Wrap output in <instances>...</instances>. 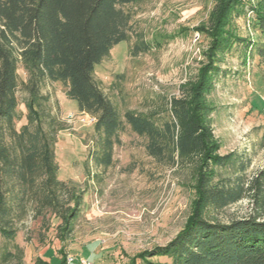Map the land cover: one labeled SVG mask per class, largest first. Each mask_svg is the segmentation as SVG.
<instances>
[{
	"label": "rangeland",
	"instance_id": "obj_1",
	"mask_svg": "<svg viewBox=\"0 0 264 264\" xmlns=\"http://www.w3.org/2000/svg\"><path fill=\"white\" fill-rule=\"evenodd\" d=\"M242 14L233 15V30L243 39L257 41L250 6L257 0H239ZM130 42L115 44L107 57L95 65L94 78L102 91L123 114L127 110L147 112L161 108L166 97L179 94L206 63L220 70L206 95L210 107L208 123L216 154H232L234 162L215 168L218 177L230 183L249 180L264 164V62L256 55L247 58L244 44L235 42L222 53L213 54L203 29L214 8V0H138L131 7ZM143 38L147 51L133 55L130 47ZM211 57V59H210ZM20 80L26 78L21 67ZM41 93L48 97L45 117H53L63 128L57 131L54 159L59 180L80 195L76 216L64 229L50 209L41 207L34 186L20 187L10 177L6 196L13 204L10 222L12 239L0 236V264H132L146 252L147 259L164 263L163 256H150L156 246L167 244L185 225L194 196L190 169L186 165L158 164L145 150V138L125 126L113 145L111 162L100 165L99 147L90 116L66 95L60 82H47ZM20 118L26 122L21 85L16 90ZM49 114V115H48ZM62 203L69 193L57 195ZM73 201L65 204L72 206ZM259 206L250 194L207 218L226 222L257 215Z\"/></svg>",
	"mask_w": 264,
	"mask_h": 264
},
{
	"label": "trees",
	"instance_id": "obj_2",
	"mask_svg": "<svg viewBox=\"0 0 264 264\" xmlns=\"http://www.w3.org/2000/svg\"><path fill=\"white\" fill-rule=\"evenodd\" d=\"M137 2L0 0V236L14 237V231L5 226L13 209L6 196L7 177L20 191L34 186L41 207L50 209L64 229L76 216L80 195L59 180L54 159L56 134L63 126L53 117H45L48 97L41 93L45 83L60 82L79 112L93 118L99 137L95 158L100 165L110 164L113 145L129 126L145 138V150L156 163L190 169L194 200L185 225L167 244L150 253L169 261L153 262L142 252L132 264H264V164L246 187L243 182L219 178L215 170L234 162L232 154H216L205 118L210 110L205 98L220 72L217 65L206 63L193 80L179 88L178 95L166 97L161 108L147 112L121 114L94 78L95 65L111 48L121 41L130 42L131 7ZM242 7L239 0H214L203 27L211 39L209 49L213 54L222 53L241 42L247 58L256 55L264 62V0L250 6L257 41L243 39L233 30V15H241ZM148 46L141 37L129 52L136 55ZM19 67L24 80L19 79ZM19 85L27 94L26 122L16 129ZM65 191L69 199L62 203L57 195ZM245 193L253 197L259 214L226 222L207 218L208 211L222 209ZM71 201L74 204L65 207ZM59 264H65L64 260Z\"/></svg>",
	"mask_w": 264,
	"mask_h": 264
},
{
	"label": "built area",
	"instance_id": "obj_3",
	"mask_svg": "<svg viewBox=\"0 0 264 264\" xmlns=\"http://www.w3.org/2000/svg\"><path fill=\"white\" fill-rule=\"evenodd\" d=\"M251 13V11H249V14ZM91 120L93 121V118H91ZM79 264H91L88 260H86V259H81L80 261H79Z\"/></svg>",
	"mask_w": 264,
	"mask_h": 264
}]
</instances>
